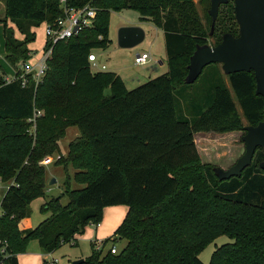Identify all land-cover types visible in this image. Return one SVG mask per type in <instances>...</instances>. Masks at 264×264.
<instances>
[{"label": "trees", "instance_id": "16d2710c", "mask_svg": "<svg viewBox=\"0 0 264 264\" xmlns=\"http://www.w3.org/2000/svg\"><path fill=\"white\" fill-rule=\"evenodd\" d=\"M68 3L96 6V21L54 45L40 82L30 73L23 85L20 69L7 82L0 62V180H13L1 200L0 264H19L18 254L32 239L43 253L76 244L88 224L101 221L105 207L121 204L129 209L109 240L124 238L126 246L116 254L103 253V243L79 264H205L200 252L222 235L232 242L218 246L209 264H264V149H257L241 176L221 180L216 165L202 161L195 142L201 131L244 130L235 99L247 125L264 119V96L256 93L254 71L227 75L228 87L215 63L200 89L190 92L186 82L198 45L210 43V36L216 45L227 32L239 34L234 1L221 5L212 35L209 10L206 27L195 0ZM225 8L227 19L222 18ZM123 9L137 11L141 20L165 32L168 71L134 88L113 71H93L89 61L95 49L112 43L110 13ZM62 15L59 0H6L0 22L8 64L29 60L34 29ZM231 19L235 26L227 24ZM36 110L42 113L35 117ZM71 126L79 134L63 155L59 142ZM55 153L60 154L55 163L66 171L63 193L41 205L48 218L34 228L23 227L32 201L47 195L43 160ZM70 166L76 169L73 175ZM74 183L83 186L74 188Z\"/></svg>", "mask_w": 264, "mask_h": 264}, {"label": "rangeland", "instance_id": "374dc122", "mask_svg": "<svg viewBox=\"0 0 264 264\" xmlns=\"http://www.w3.org/2000/svg\"><path fill=\"white\" fill-rule=\"evenodd\" d=\"M197 9L199 11L200 17L203 21V23L206 25V27H209V21L207 20L206 12L210 8L211 0H209L208 5L207 3H202L200 0H195ZM208 8V9H207ZM223 8V7H222ZM6 14V0H0V20H3L5 18ZM139 15V13L135 10L132 9H123L121 11H114L112 10L110 13V20H109V28H110V37L113 40V44L110 46V49H114V54L110 58L111 60L115 59L116 61L124 59V62H122L123 66H125L126 71H131V72H137L140 81H137V79L133 81H129V88H132L136 86L135 84H142L146 81H148V77L146 74H149V70L147 71L144 65H139L135 64L134 58L136 53H142L143 51H150L153 47L149 46V40H151L154 30L148 27H144L146 32H147V38L140 44L136 45L135 47L132 48H122L118 44V31L119 28L122 26L124 23H131L136 19V17ZM223 15V16H222ZM222 18L227 19V8L223 10L222 12ZM150 21V20H147ZM232 26L235 24L233 20H228L227 24H231ZM47 22L43 21L37 26L35 30L36 38L34 41H32L29 44V48L32 50V57L27 61V65L29 67L31 66H37L41 59L44 56V49L48 41L47 37ZM7 25L9 27H13L15 30V34L18 38H23V34L19 31V29L16 27V25L8 19ZM235 26V25H234ZM3 30H4V24L0 22V62L3 64L5 69L10 72L13 71L12 73L14 74L18 69L21 70V64L24 62L21 60L16 67H11V65L8 64L6 60V50H5V42H4V35H3ZM214 36H210L209 42L214 43L215 39ZM157 48L160 46L155 45ZM154 46V49L152 50L153 57H160L165 61V65L163 68H166V54H165V45L162 44V52H157L158 50ZM116 50V51H115ZM93 52H95L98 55V60L100 63H104L107 66V69L110 68L111 64L108 61V48L107 49H95ZM154 61V60H152ZM26 62V61H25ZM215 63L209 64L204 68V71L202 74L198 77V79L191 83L188 88L189 91H192L194 88L195 89H200L201 85L204 81L205 83L210 80V78L207 76L209 70L211 69V65H214ZM221 65V64H220ZM4 69V79L6 80V77L9 76L8 72L5 71ZM13 69V70H12ZM22 73L24 70H21ZM229 78L226 77V83L227 86L230 85V82L228 80ZM230 87V86H228ZM237 103L238 110L240 111V115L242 117V124L244 126L247 125V121L245 117L242 114V110L235 99ZM42 111V110H41ZM33 129V127H32ZM78 128L76 126H71L67 129L66 135L60 140V149L63 152L64 155H67L69 151V144L71 141H73L77 136ZM204 133V134H203ZM218 133H224V132H218ZM245 133L244 130H238L237 133L235 134H228V135H215V134H210L209 132L201 131L198 132L199 135H197V144L199 145L201 149V159L204 162H209L213 165H218L219 164H228L231 163L234 164L237 159L244 153L245 151V144L242 139L243 134ZM60 151V152H61ZM56 157V154L53 155L52 159L48 164L45 165L46 167V172L47 176L49 177L52 175V178H56L57 182L54 183L53 189L50 192H47V195L44 197L43 202L45 199H48V197L52 196H58L61 193H63V184L64 180L66 177V171L62 165H56L54 158ZM231 165L227 167H222V168H228ZM70 171H73L70 170ZM72 173V172H71ZM50 181L51 178H48ZM2 181V180H1ZM0 181V201H1V196L3 193H5V184ZM13 181V180H12ZM5 182V181H4ZM49 185V182H48ZM74 188L82 187L83 185L75 184L74 183ZM50 187V185H49ZM61 201L63 204H66L68 202V197L63 196L61 198ZM41 200L34 202L32 205L33 209V219L36 220L40 215L44 216L47 213H42L40 211V206H41ZM1 209V206H0ZM105 218V213L102 215V219L98 224L95 223H90L86 226L85 232L83 234L78 235V240L76 244L73 243H66L61 245L59 248H57L54 252L52 253H43L41 252V249L37 251V245L39 247V242L37 239H32L30 240L27 250L25 252L19 253V254H28L29 256L26 258V264H43L44 260H53L57 259L58 262L56 264H72V262L76 259L79 258H85L89 255L92 254L93 249L98 248H103L101 243H104V252L106 253L107 251L110 250L112 244L114 243L116 247L118 248V253L121 249H123L126 244L127 240L124 238H117L116 241L109 240V238L114 234L116 227L112 229L110 223L108 220ZM227 242H232V239L226 235L219 236L216 238L214 241L209 243L199 254V258L205 263L209 264L211 261V257L213 252L218 246H221L224 243ZM18 254V255H19Z\"/></svg>", "mask_w": 264, "mask_h": 264}, {"label": "water", "instance_id": "95a60500", "mask_svg": "<svg viewBox=\"0 0 264 264\" xmlns=\"http://www.w3.org/2000/svg\"><path fill=\"white\" fill-rule=\"evenodd\" d=\"M229 0H211L209 14L212 17L211 35L222 4ZM239 34H223L222 40L212 45H198L191 55L188 65L187 83L195 82L204 68L212 63H219L226 75L240 71H254L256 93L264 96V0H233ZM146 37L145 29L140 25H122L118 31V44L122 48H132L142 43ZM242 137L245 144L244 153L228 168L214 166L216 175L221 180L241 176L252 164L258 148L264 149V119L256 125H246ZM264 169V160L260 163ZM51 178L49 185L56 183ZM79 258L72 264L84 262Z\"/></svg>", "mask_w": 264, "mask_h": 264}, {"label": "crops", "instance_id": "0c3cea01", "mask_svg": "<svg viewBox=\"0 0 264 264\" xmlns=\"http://www.w3.org/2000/svg\"><path fill=\"white\" fill-rule=\"evenodd\" d=\"M122 25H140V26H142L143 28L144 27H148V28H151L152 30H154V33H153V36H152V38H151V40H149V46H151V47H153L150 51H143V52H146V53H148L149 54V58H148V61H147V63L146 64H144V66L145 67H143V68H146V70L149 72V74H146L147 75V77H148V79H151V78H154V77H156V76H158V75H160V74H162V73H165V72H167L168 71V61H167V52H166V46H165V54H166V56H165V58H166V68H163L164 67V65H165V61L162 59V58H160V57H153V55L154 54H152V50L154 49V46L155 45H159L160 46V48L158 47H156L158 50H156L157 52H162V50L163 49H161L162 48V44H164L165 45V32H164V30L162 29V28H160V27H158V26H156L152 21H147V20H141L140 19V15H138L137 17H136V19L134 20V21H132L131 23H124V24H122ZM145 29V28H144ZM146 31V30H145ZM4 35V34H3ZM147 38V32H146V37H145V39ZM144 39V40H145ZM4 42H5V39H4ZM113 44V40H112V43L110 44V46ZM110 46L108 47V54H109V57H108V61H109V63L111 64V66H110V68H108V71H113V72H115V73H117L118 75H120L125 81H126V85H127V87L129 88V81H133V80H135V79H137V81H140V77H139V75H138V73L137 72H131V71H126V69H125V66H123V64H122V62H124V59H122V60H119V61H116L115 59H113V60H111L110 58L112 57V55L114 54V49H110ZM116 51V50H115ZM139 53V52H138ZM137 54V53H136ZM97 55V54H96ZM98 56V55H97ZM152 60H154V61H152ZM104 64V63H103ZM219 66H220V68H221V70H222V72H223V77H224V80H225V82H226V77H228L225 73H224V71H223V69H222V66L219 64ZM12 67V66H11ZM21 67V66H20ZM13 68V67H12ZM4 69H5V67H4ZM13 70V69H12ZM5 71H7L6 69H5ZM9 71V70H8ZM7 71V72H8ZM13 71H10V72H8V74L9 75H12L13 73H12ZM229 80V79H228ZM139 83L140 82H138V84H135L136 86H138L139 85ZM227 84V83H226ZM136 86H134V87H136ZM228 86H230V85H228ZM134 87H132V88H134ZM191 92V91H190ZM238 132V130H233V131H227V132H224V133H218V132H213V131H211V132H209L210 134H215V135H228V134H235V133H237ZM79 134V131L77 130V133H76V136ZM204 134V133H203ZM197 135H199L198 134V132L195 134V142H196V144H197V139H196V137H197ZM197 147H198V150H199V152L201 151V149L202 148H200L199 147V145L197 144ZM61 154H63V152L61 151L60 152ZM56 154V157L54 158V161L56 162V160L59 158V156H60V154L59 153H55ZM55 154H53V155H55ZM53 155H51V156H49V158H51L52 159V157H53ZM64 155V154H63ZM202 154H201V152H200V156H201ZM51 159H49L48 160V162L47 163H43L44 165H46V164H48L49 162H50V160ZM56 164V163H55ZM57 165V164H56ZM219 165H221V167H227V166H229V165H231V163H228L227 165L226 164H219ZM63 166V165H62ZM73 169V171H70V173L73 175L75 172H76V169H74L73 167H71L70 166V170H72ZM52 175H50L48 178H52L51 177ZM1 181V180H0ZM2 183H4L5 184V193H6V191H7V189H8V187L10 186V184L12 183V180L11 181H7V182H4V181H1ZM76 184V183H75ZM53 189V186L52 185H50V187L48 188V190H47V192H50L51 190ZM5 193H3L2 194V198H3V196L5 195ZM2 198H1V200H2ZM42 199H44V197H39V198H37V199H35V200H33L32 201V203H31V208H32V205L34 204V202H36V201H39V200H41L42 202H41V205L43 204V203H45L46 202V200L47 199H45L44 200V202H43V200ZM0 206H1V201H0ZM41 207V206H40ZM128 209H129V207L127 206V205H125V204H121V205H112V206H107V207H105L104 208V210H103V213H105V218H106V220H108V222L110 223V225H111V227H112V229H114L115 227H116V229H117V227L121 224V222L123 221V219L125 218V216H126V214H127V212H128ZM0 213H1V209H0ZM50 216V213H47V214H45L44 216H39L36 220H34L33 219V209H32V214H31V216H30V218H28V219H26V220H24L23 221V223H22V226L23 227H26V228H34V227H36L37 225H39L43 220H45L46 218H48ZM105 220V221H106ZM38 248H39V250L41 249L40 248V245H39V247H38V245H37V251H38ZM42 252V251H41ZM29 255L28 254H19L18 255V259H19V264H26V258L28 257ZM84 258V257H83ZM44 261H46V260H44ZM44 261H43V264H44Z\"/></svg>", "mask_w": 264, "mask_h": 264}, {"label": "built area", "instance_id": "2783aa9c", "mask_svg": "<svg viewBox=\"0 0 264 264\" xmlns=\"http://www.w3.org/2000/svg\"><path fill=\"white\" fill-rule=\"evenodd\" d=\"M60 6L63 9V15L58 17L53 23L47 24V49H44V56L37 66L27 65V61L21 64V70L24 72L20 75L23 85L27 84V74H33L36 83L40 82L45 75L47 68V60L50 58L54 45L61 39H68L74 35H77L86 28L93 27L98 13V8L91 3H87L81 7H74L68 3V0H59ZM149 54L146 52L137 53L134 58L135 64L144 65L147 63ZM90 67L93 71H105L107 69L106 64L100 63L98 56L95 52L89 55ZM16 74H12L6 77L7 82H11L16 79ZM42 113L41 110H36L35 117ZM35 118H32L34 120ZM50 158L47 157L43 160V163H47ZM6 243V241H4ZM101 243L100 246H102ZM6 245L1 249L5 251ZM97 249H101L98 248ZM110 251L114 254L118 253V248L113 243ZM57 259L46 260L45 264H56Z\"/></svg>", "mask_w": 264, "mask_h": 264}]
</instances>
